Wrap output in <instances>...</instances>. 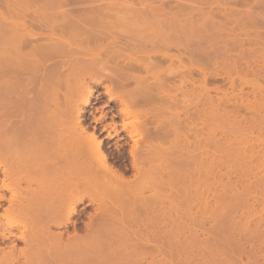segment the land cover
Instances as JSON below:
<instances>
[{
  "label": "bare ground",
  "instance_id": "bare-ground-1",
  "mask_svg": "<svg viewBox=\"0 0 264 264\" xmlns=\"http://www.w3.org/2000/svg\"><path fill=\"white\" fill-rule=\"evenodd\" d=\"M25 1L28 6L34 7L33 5L37 0ZM234 1L43 0V6L47 7L43 8L48 9L45 15L40 16L42 14L39 15V12L31 11L29 22L33 25L35 23L36 27L39 26V28L46 25L48 29H51L49 27L52 26V20H58V18H55L56 16L61 17L63 22H59L63 29L59 28V24L56 25L59 26L57 28L60 29V32L51 30L49 32L50 37L43 43H38L39 40L38 42L36 41V34L31 30L21 27V24L18 25L19 22L16 23V19L19 20L18 17L21 18L19 13H22V7L27 5L24 4L23 0H6L4 3L6 13H4L0 5V17L4 18L7 16V19L2 20L0 18V210L4 207L0 212V244L3 245V247H0V264H142L145 256H151L150 259L154 255L156 256L154 250H156L159 256L162 252L161 246H164V244H156L159 240L154 244V239H157L155 235L157 233L159 238L163 236L164 239L171 240L169 237L174 235H171L174 231L172 230L174 225L171 226V222L173 221L174 223V219L179 217L178 213H180H177L176 211L178 210L174 208L177 205L172 206V202L174 201L175 203V201H178L177 198L179 199V196L176 198L177 195L174 194L173 190H175L174 181L178 180V178L176 180L174 178L180 168L178 167L177 171H175L174 167L175 170L172 168L177 159L173 160L174 162L171 164V159L173 158L171 155L175 151V148L179 149L177 145L183 143L182 141L185 138L180 135L179 137L184 138V140H181L179 144L176 142V144L170 146L172 144L168 141L169 138H167L169 137L168 134H170L169 128L167 130L168 133L165 131L167 127H170V124L173 127L175 126V129L178 127L180 129V126L176 125L177 123H180L181 126L184 124L182 128L185 127V124L189 127L188 122L192 123L193 127H197L199 124L198 128H200L194 132L195 136L193 137L195 138L193 142H196L192 143L191 141V144H195L194 146L198 151L196 148V150L191 151L196 154L202 149L210 147L209 149H213L211 150L213 153H218L215 155V159H212L215 160L213 162H209L210 157L204 156L205 159L199 158L198 162L194 161L195 163H193L194 154L190 153L193 156L191 158L192 161L189 159V162L194 164L191 166L193 167L191 169L194 171L190 170L191 175L188 174V179L184 177L190 182L196 179L194 180L196 183L192 182L195 184L192 187L194 191L191 189L189 191L193 192L191 194L198 200L197 203H200L199 205L203 204L201 205L202 207L200 206V209L207 211L206 204L202 202V196L205 192L201 189V184L202 186L203 184L205 185L203 187L205 189L208 175H213L218 168L222 169L226 163H228L226 166L229 167L231 159L234 158L235 160L237 156H235V143H233L234 140L230 137L243 130L244 132H252L259 128L258 132L264 129V117L261 118V115L264 116V104L262 105L264 93L263 91H257V87V93L251 92V94L256 103H259L263 99L259 104L252 103V101L250 103V100H247L248 97L241 94L240 97L238 96L239 100L235 98L234 94L231 96L232 98L230 96L229 98L227 95L222 94L220 96L218 93H215L217 94L214 95L215 99L211 98L214 96H210L209 99V94L205 90L206 85L217 83L221 79V83L225 81V84L233 88L234 79H231L227 75H231L229 72L233 70V73H235V67H240L241 70L244 68L248 71V74H251L255 68V71H253L255 75L257 74V77L261 76L262 80H264V76L260 74L263 71L261 69H264V67H260L262 63L261 65L259 64V60L262 62L264 59V50L262 48L264 44L261 43L264 41V33L249 29L253 31L251 33L256 32L254 35H251L249 30L245 29V26L248 27L251 23H255V25H251L254 28L257 24L264 27V24H261L262 21L264 23V20H261L264 14L262 13L263 17L261 18L257 10L255 12L257 16L255 17L252 14L253 12L250 13L249 11L253 17H249V14L245 12L247 17L243 18L242 16L241 18L240 15L244 13L241 11L242 14H237L240 18L235 19L236 12L230 8L231 11H219L221 4H223V7L225 4H229L226 5L229 7L231 3L235 4ZM259 1L261 2V0ZM238 3L247 4L248 0H238ZM238 3L236 2V5ZM18 5L22 6L19 7L21 10L18 8ZM244 6L241 4L240 8H245L246 6ZM254 7L255 5L252 9ZM24 10L21 16L25 14ZM14 13L19 16H15ZM251 19L252 22H250ZM43 20L47 21L44 23ZM246 22H250V24L246 25ZM113 27L115 30L120 28V32L119 30H116L117 32L111 30ZM54 28L56 29L55 26ZM72 30L75 34H73ZM108 31L110 32V35L108 34L109 38L111 35L115 36V33L119 32L116 34L119 35L123 32L120 36H124L123 38L125 39L129 35L128 40L131 37L130 34L134 31L132 36L141 34L140 37L142 35L145 36L142 37L143 40L148 39L149 34L147 35V33L150 32V38L156 40L154 41L155 43H151V46H147L149 61L146 60L147 58L141 59L142 57H140L141 61L136 57H124L121 50L125 49V47V50L130 48V46H126V43L129 45L128 40L125 42L124 47H121V41L124 40L119 36H115L117 42L119 38L121 39L119 40V46L118 44L110 43L109 40L107 41ZM237 31L236 37H239L238 39L235 38ZM71 32L73 36L70 34ZM113 32L114 34H112ZM142 32H146V35ZM155 34H158V38ZM75 36L78 38L77 40ZM137 36L135 38L131 37L130 45L132 43L136 48L137 46L140 47L139 49L137 48L138 50L142 49V51H146L144 47L149 44L147 42L149 39L145 40L144 43L146 45H142L143 50L142 46L136 41L138 40ZM110 39L113 40L112 38ZM133 39L136 40L134 41ZM236 39L237 42H235ZM159 40L161 42V44L159 43L160 46L156 44ZM106 41L111 45H115L114 49H110V44L107 45ZM90 43H92V47L89 46ZM170 45L174 46V50H176L175 47L178 50H180V47L184 50L191 48L189 56L187 55L190 58V64H186L185 61L187 60L181 57L185 65H190L187 70L181 71L185 69V67L180 65L182 64L181 60L177 61L179 65L177 62L175 63L173 55L177 54H169L173 49ZM257 46L260 47L258 48ZM131 49L132 51L134 50L132 47ZM235 51H238L236 57L239 63L233 60ZM159 54L161 55L159 56ZM105 57L110 60H106ZM254 59L255 61L258 59V62H256L259 64V67L257 64L255 65L256 67L252 66L253 68L250 66L255 63ZM144 60L147 62L143 63L142 61ZM156 62L163 63V65H165L164 63H169L166 66L167 68L164 67V72H161L163 73L162 75L159 73L160 71L158 72L160 75L156 73L158 71H156ZM153 64H155L157 76L164 79H162L163 83L168 84L170 79L171 81L174 79L178 81L177 83L181 82L186 86L185 83L187 82L189 85H187L186 90L188 89V93L194 97L188 96L189 100L187 101H190V103L186 104L185 108L182 107L184 111L186 109V112L182 116L183 119L177 115L173 117V121V115L170 114L172 122L165 119L166 122H162L161 127V120L159 119L161 113L158 114L157 110L159 109L153 108L155 106L152 104L156 96H158L157 94H159L157 91L166 86L165 83L159 84L161 81L159 77V82L156 81V75L154 76V71H151ZM201 65L202 67L203 65H208V68L203 67L195 71L192 69L194 66ZM249 66L250 68L247 70ZM143 67L145 71H151L152 74L149 76H152L140 81L138 80L141 79L139 75L136 78L134 75L141 73L139 71ZM169 67L174 68V71ZM179 68L182 69L180 70ZM256 68H259L260 72ZM171 70L173 73L170 72ZM135 72L136 74H134ZM237 72L240 73L239 71ZM224 74H227V79L224 77ZM193 75L194 77L195 75L200 76V78L197 80L193 78L195 81L193 79L190 81V78H187V76L192 78ZM244 75H247L245 71ZM93 78H98V82H94L96 86L97 84H103L102 80L107 79V84L103 85L107 95L110 94L108 93L111 91L110 88L114 86L109 95L110 97H108L109 100L117 97V101L119 100L120 102H118L121 103L117 108L120 118H122L121 130L118 131V126L114 124V116H112V123L103 126V131L107 132L106 139L110 140L118 137L121 132H125L126 138H129L132 142H135L137 137L142 140L143 146H134L133 143L128 150L129 163L133 171L131 177L125 176L123 171L116 168L110 161L109 147L106 146L107 142L100 139L97 129L93 127L90 130L89 126L86 125V118L80 106L87 107L91 105V98L94 96L93 91L96 88L93 90L90 85L93 81L89 84L85 80ZM165 79L169 82L167 83ZM106 81L104 80V82ZM132 82L135 83L134 86L136 88L133 87V90H127ZM156 82L160 87H158ZM73 83H75V86L76 84L80 85L82 88L81 93L85 95L84 99H82L83 102H80V106L79 104H75L76 94H78L77 92H79L80 87L77 88L78 90H74L72 87ZM239 84L237 86L240 87ZM68 86H71L76 92L74 93L72 89H69L71 91H66L68 94L65 93V95L60 96L62 87H65V89L67 87L68 89ZM217 86L219 87V85ZM218 87H215V89H218ZM113 90L115 92L118 90V93L116 92L118 95L113 93ZM260 104L263 110L260 109ZM170 109L175 110V108ZM182 109L180 110L179 108V111H182ZM240 109L250 111L251 114H249L252 118L250 120L245 119L247 120V122L244 121L245 123L240 122L244 118L243 116H241V119L238 118L240 117V113L238 114ZM260 110H262V114L259 112ZM245 114L248 113L246 112ZM102 115L100 118H105V115ZM164 115L168 116L166 115V111ZM235 115L238 116L237 118L240 121L235 118ZM175 120H178L177 123ZM235 121L238 122L235 124ZM262 121L263 128H260L262 125L259 126V123ZM167 122H170L169 125H167ZM174 123L176 124L174 125ZM162 125L165 126L163 130ZM236 126L238 127L236 128ZM225 131H227V138L225 137L227 141L223 139L228 145L222 144L225 142H219L222 138L216 139L220 133H224ZM177 132L176 134H180ZM186 132H188L187 129ZM239 134L242 135L241 133ZM163 139L167 140V144H163ZM158 141H161L160 148L167 146L168 142L170 143L168 147H165L166 152H162L159 149L158 145L160 143ZM185 145H180V150L181 146H183L182 150H184ZM116 149L118 148L116 147ZM209 153L201 151L199 156ZM243 153H245L244 150L242 151V160L247 162L245 169H248L250 166H253V162L250 157L245 156L247 153ZM179 155L182 157L183 154ZM199 156L197 155V157ZM211 156L214 155L211 154ZM183 158L187 159L188 156ZM225 158L228 161L230 158V161L228 162ZM200 159L203 162L204 160L205 162L207 161L206 164L200 162ZM258 160H256L257 163L263 164L264 155H261V158ZM179 161L183 163V160ZM222 161L223 166L220 164ZM232 163H235V161ZM256 164L254 162V165ZM176 165L178 166L179 164ZM184 167L188 166L184 165ZM212 169L215 171L212 172ZM247 172L246 175L249 174ZM180 173L178 172V174ZM214 174H217V172ZM164 175L166 178L163 177ZM190 176L191 178H189ZM202 177L205 178L206 184ZM189 185L191 184L189 183ZM246 186L248 188V185ZM147 192L150 194L146 195L145 193ZM188 194L185 202L187 197L191 195ZM173 195H176L174 196L176 199ZM182 196H185V194ZM183 199L182 202L184 201ZM179 200L181 202V199ZM86 201L88 203L86 206H93V212L88 213L84 217L87 220L82 227L84 228V232L79 234L74 229L73 237L71 239L66 237L68 240L63 241L64 238L61 234L63 232L57 233L52 229H67L69 225H74L82 217L83 212L81 211L82 209L79 212L77 207ZM172 208H174L178 216L173 213L174 211L171 213ZM196 208L198 209L199 207ZM203 210L201 213L198 212L199 217L200 214L206 212ZM174 215L175 218L173 219ZM160 226L162 229H160ZM17 241H21L24 247L17 249L15 244ZM169 242H166L167 245L164 246L168 255L171 253ZM151 262L153 263L152 260ZM155 262L158 263L157 260ZM155 262L153 264H156Z\"/></svg>",
  "mask_w": 264,
  "mask_h": 264
},
{
  "label": "rangeland",
  "instance_id": "rangeland-1",
  "mask_svg": "<svg viewBox=\"0 0 264 264\" xmlns=\"http://www.w3.org/2000/svg\"><path fill=\"white\" fill-rule=\"evenodd\" d=\"M22 1V0H21ZM33 1H36V0H33ZM42 1L43 0H37L36 1V3L33 5L34 7H32L31 5H29L28 6V4H27V2L25 1L24 2V0H23V2H24V4H27V5H24L23 7L22 6H19L18 5V8L19 7H22L23 9H22V13H23V10L25 11L24 13V15H22L21 16V14L22 13H19L20 14V17L21 18H19L18 17V19L19 20H17L16 19V23H18L19 22V24L18 25H20L21 27H24L26 30H31L33 33H35L36 34V41L38 42V40H39V42L38 43H43V42H45L49 37H50V33L49 32H51V30L52 31H54V32H56V30L58 31V32H60V29L62 28L61 26V24L59 23V22H62V19H61V17H58V16H56L55 18H58V20L57 19H54V20H52V26H50L49 28H51V29H48V26L46 27V25H43V26H41L42 27V29H41V27L39 28V26L38 27H36L37 25H35V23H34V25L33 24H31L30 22H29V15H31L30 13H31V11L32 12H39V15L40 14H42V15H40V16H43V15H45V12L48 10V9H46L47 7L44 5L43 6V3H42ZM235 2V4H230V6L228 7V6H226V5H229V4H225V6L223 7V4H221L220 6H219V11H229L230 9L232 10V11H234V12H236L235 13V19L236 18H240V16H241V18H242V16H243V18L244 17H247L246 15V13H248L249 15V17L250 16H252L250 13L251 12H253L252 14H253V16L255 15V14H257L258 13V15L262 18L263 17V15H262V13L264 14V10H262V9H264L263 7V3H264V0H263V2H262V0H261V2L259 1V0H248V6H247V4H245V6H244V4L243 3H238V0H235L234 1ZM236 2L238 3V5H236ZM258 2V3H257ZM257 3V4H256ZM41 5L40 7H39V5ZM241 4L245 7V8H240V6H241ZM252 4V5H251ZM259 4V5H258ZM22 5V4H21ZM233 5V6H232ZM235 5V6H234ZM240 5V6H239ZM255 5V9L253 8L252 9V7ZM261 5V6H260ZM26 6V7H25ZM237 6V7H236ZM250 6V7H249ZM259 6V7H258ZM263 6V7H262ZM15 7V6H14ZM43 7H46L45 9L43 8ZM230 8V9H229ZM20 10H21V8H19ZM18 9V11H20ZM228 9V10H227ZM243 9V10H242ZM16 10H17V7H16ZM29 10V11H28ZM41 10V11H40ZM230 10V11H231ZM247 10V11H246ZM258 10V11H257ZM43 11V13H41ZM225 11V12H226ZM238 11H240L239 13H237ZM241 11H242V13H241ZM249 11H250V13H249ZM257 11V13H255ZM27 12V13H26ZM246 12V13H245ZM6 13V12H5ZM47 14V13H46ZM237 14H242V15H237ZM245 14V15H244ZM14 15H15V13H14ZM15 16H19V15H15ZM252 16V17H253ZM257 15H255V17H256ZM248 17V18H249ZM2 20L3 19H7V16H5L4 18L3 17H0ZM17 18V17H16ZM44 18V17H43ZM21 19V20H20ZM60 19H61V21H60ZM57 20V21H56ZM261 20H264V17H263V19H261ZM47 20H43V22L45 23ZM56 22V24H55V22ZM26 22V23H25ZM250 22H252V19L250 20ZM250 22H248L249 24H250ZM263 22V21H262ZM261 22V24H264V23H262ZM63 23V22H62ZM248 23L246 22V25H248ZM31 24V25H30ZM60 25V27L59 26H56V25ZM255 25V23H251L249 26H250V28H249V26L247 27V26H245V29H254V31H258V32H262V33H264L263 31H264V27H262V26H260V27H262L261 29H260V27L258 26V24H257V26H255V28L254 27H251V25ZM50 25H51V23H50ZM236 25V24H235ZM54 26L56 27V29L54 28ZM57 27H59V28H57ZM115 27V26H114ZM114 27H113V29H111V30H113V31H115V32H117L118 30H119V32H120V28L119 29H114ZM116 27H118V26H116ZM257 27H259V28H257ZM126 28V27H125ZM63 29V28H62ZM122 29H124L123 27H122ZM236 29V28H235ZM36 30V31H35ZM75 30V29H74ZM247 30V31H248ZM250 31L249 30V32H250V34L252 35H254V33H256V32H254V33H251V32H253V31ZM260 30H263V31H260ZM78 31V30H77ZM123 31V30H122ZM125 31H126V29H125ZM236 31V30H235ZM239 31V30H238ZM238 31L235 33V38H237L236 37V34L238 33ZM57 32V33H58ZM72 32H73V30H72ZM72 32L70 33L71 35H72ZM109 32V31H108ZM118 32V33H119ZM127 33H129V31H126ZM135 32V31H134ZM134 32H132V34H134ZM77 33V32H76ZM118 33H115V36L116 37H120L121 39L124 37H122V35L120 36V34H122L123 32H121L119 35H116V34H118ZM137 33H138V31H137ZM140 33V32H139ZM143 33V32H142ZM146 32H144L143 34L144 35H146L145 34ZM73 34H75V32H73ZM110 35V32L109 33H107V41L109 40V42L110 43H113V44H118V46H119V43H120V41L119 40H121L120 38H119V40H118V42L116 41L117 39H116V37L115 36H113V35H111V37L110 38H112L113 40H111L108 36ZM112 34H114V32L112 33ZM132 34H130L131 35V37H133L132 36ZM149 34V37H148V39H149V41H147L148 39L146 38V39H144L143 40V38L142 37H145V36H143L142 35V37H140L141 36V34L140 35H134V37L133 38H135V36H137V39L138 40H136V39H133L134 41L136 40L138 43H139V45H146V43H144L145 42V40L150 44H148V45H146V47H144V48H146V51H142V49L141 50H138L140 47L139 46H137V48H136V46L134 45H132V43H131V45H130V39H132L131 37L129 38V40H128V37H129V35L127 36V38L125 37V39L123 38L122 40H124V41H121V47H124L125 46V42L127 41L128 43H129V45L126 43V46H130V48L132 47V48H134V50L132 51V49L130 50V48H128V50H125L126 49V47H125V49H122L121 51H122V54H123V56L125 57H128V56H130V57H136V58H138L140 61H141V59H145V58H147L146 60L147 61H149L148 60V55H149V50H147L148 48H147V46H151V43L152 42H154L155 40H152L151 38H150V32H148L147 33V35ZM125 35V34H124ZM127 35V34H126ZM73 36V35H72ZM155 36H157V38H158V34H155ZM252 37V36H251ZM75 38H76V36H75ZM81 38V37H80ZM239 38V37H238ZM237 38V39H238ZM78 38H76V40H77ZM152 41H151V40ZM154 39V38H153ZM237 39H236V41L235 42H237ZM41 41V42H40ZM106 41V43H107V45H109L110 43L109 42H107ZM114 41V42H113ZM133 41V42H134ZM158 41V40H157ZM141 43V44H140ZM155 43V42H154ZM159 43L161 44V42H160V40H159V42L158 43H156V44H158V46H160L159 45ZM261 43H263L264 44V41H262ZM111 45L110 44V49H114V46L115 45ZM137 44V43H136ZM138 45V44H137ZM89 46H93L92 45V43H90L89 44ZM88 46V47H89ZM162 46V45H161ZM170 47H174L173 45H170ZM258 47V46H257ZM260 47V46H259ZM258 47V48H259ZM90 48V47H89ZM142 48H143V46H142ZM144 48H143V50H144ZM171 48V49H172ZM245 48H246V46H245ZM256 48V47H255ZM262 48H263V50H264V47L262 46ZM175 49L177 50H174V48L171 50V52L169 53V54H171V55H173L172 53H174V54H177V55H173V60H175V63L178 61V60H181V57H184V59L185 60H187V61H185L186 62V64L188 63V64H190V58H188V54H189V50L191 49H185L186 50V52H185V50L183 49V48H179L180 50H178L176 47H175ZM173 50H174V52H173ZM141 51V52H140ZM181 51V52H180ZM182 51H184L183 53H182ZM188 52V53H187ZM238 52V51H237ZM237 52L235 51V57L233 58V60H235V62H238V60H237V57H236V54H237ZM182 53V54H181ZM184 53H186V54H184ZM161 54H159V56H160ZM188 55V56H187ZM140 57H142L141 59H140ZM104 58V57H103ZM106 58V57H105ZM109 58H106V60H108ZM261 59V58H260ZM263 59V58H262ZM110 60V59H109ZM108 60V61H109ZM264 60V59H263ZM262 60V62H261V60H259V64L261 65V63H262V65L264 64L263 61ZM147 61H142L143 63H145V62H147ZM189 61V62H188ZM254 61H255V59H254ZM256 61L258 62V59H256ZM255 61V63L251 60V62H253L254 64H251V62H249L251 65V67L253 66V67H256L255 65L257 64V66L259 67V64L257 63ZM107 62V61H106ZM141 62V63H142ZM184 60H183V58H182V60H181V63L182 64H180L181 66H183V67H185V69H180L182 72L183 71H185V70H187L189 67H190V65H185L184 63ZM157 63V62H156ZM155 63V64H156ZM239 63V62H238ZM155 64H153L152 66L153 67H151V71L154 73V76L156 75V77H155V79H156V81L157 82H159V79H161V81L159 82V84L161 83H163L162 81L164 80L163 78H160L159 76H157V74H163V73H161L162 71L164 72V70H165V68H167L166 66H168V64L169 63H164L165 65H163V63H157V65H155ZM177 64L179 65V63L177 62ZM177 64H175V65H177ZM154 65L155 66H157L156 67V73H155V67H154ZM175 65H174V67H175ZM177 65V66H178ZM260 66V67H264V65L263 66ZM107 66L109 67V65H108V63H107ZM110 66H112V64H110ZM163 66V67H162ZM176 66V67H177ZM239 66V65H238ZM250 66L249 67H247V70H249V68H250ZM165 67V68H164ZM203 67L204 68H208V65H203ZM202 67V65L201 66H194L192 69L195 71V70H198L199 68H203ZM252 67V68H253ZM164 68V69H163ZM170 68V67H169ZM240 68V67H239ZM239 68H236L235 67V73H233V71H230L229 73H231V75L230 74H226L227 76H230L231 77V79H234V83H233V88H231L228 84H225L226 82L224 81L223 83H221L220 81L222 80L221 78V80L220 81H218L217 83H214V84H208V85H206L205 86V90H206V93L208 92V97H209V99H210V96H214V95H217V94H215V93H218L220 96H222V94L223 95H227V97H231L233 94L235 95V98H237V100H239V97H240V94L241 95H244V96H247L248 97V101L250 100V103H251V101H252V103L254 102V103H256L255 101H254V97H253V95L251 94V92L253 93H257V91H263V93H264V80H262V77L261 76H258L257 77V74L255 75V72H253V71H255V68L253 69V71L250 69V71H252V73L250 74H248V71H246L244 68H243V70H241V68H240V70H239ZM163 69V70H162ZM170 69H172L173 71H174V68H170ZM256 69H258L259 70V68H256ZM142 70H144L145 71V69H144V67H143V69ZM142 70L141 71H139V72H141V73H137L136 74V72L134 73V74H136V75H134L135 76V78L139 75V78H141V79H138V80H140V81H142L143 79H146V77H148V78H150L151 76H149L150 74H152V72L151 71H149V70H147V71H145V73L147 72V73H149L148 75H146L145 73H144V71L142 72ZM170 71L171 73H173V71ZM179 70V71H180ZM222 70H225V69H222ZM257 70V71H258ZM261 70H263V71H261L260 72V70H259V72H260V74L262 75V76H264L263 74H264V69H261ZM160 71V72H159ZM237 71H239L240 73L242 72V74H240V73H238ZM244 71H245V73L247 74V75H244ZM249 71V72H250ZM159 72V73H158ZM224 72V71H223ZM258 72V73H259ZM175 73V72H174ZM225 73H226V71H225ZM238 73V74H237ZM257 73V72H256ZM159 74V75H160ZM177 74V73H176ZM223 73L221 72V75H222ZM255 76V78H254V76ZM225 75V74H224ZM226 75L224 76V77H226ZM242 75H244V76H242ZM251 75V76H250ZM223 76V75H222ZM247 76V77H246ZM253 76V77H252ZM143 77V78H142ZM158 77H159V79H158ZM198 77V78H197ZM223 77V78H224ZM187 78H190V81L194 78H196V80L197 79H199L200 78V76H196L195 75V77H194V75L192 76V78L191 77H189V76H187ZM228 77H226V79H227ZM94 79V78H93ZM93 79H86L85 80V82H87V83H91L92 81V83L90 84L91 86H92V88H93V97L91 98V105H89V106H82L81 104H80V102L82 103L83 101H82V99H84V93H81V87H80V85H77L76 84V86L74 85L75 83H73V85L76 87H74L72 84V87L74 88V90H78L77 88L78 87H80L79 88V92H77L78 94H76L77 96H76V98H75V104H79V106L80 107H82V111H83V113H84V115H85V118H86V125L87 126H89V129L90 130H92V128L93 127H95L96 129H97V133H99V137H100V139H102L103 141L105 140V142H107V144H106V146L107 147H109L108 148V152H109V156H110V161L115 165V167L116 168H118L119 170H121V171H123V173L125 174V176H127V177H131V175H132V173H133V171L131 170V167H130V157H129V154H128V150L131 148V145H133V143H134V146L135 145H137L138 147L140 146L141 147V145L143 146V144H142V140L140 139V138H136V141L135 142H132V141H130V139L129 138H126V133L125 132H121L120 133V135L118 136V137H114V138H112V139H110V140H107L106 139V136H107V132L106 131H103V126L104 125H108V124H111L112 123V120H111V118H112V116H114V124L115 125H117L118 126V131H120L121 130V122H122V118H120V115H119V112H118V110H117V108H118V106L121 104V103H119L118 101H117V97H115V98H113V100H109V98L108 97H110L109 95L111 94V91H112V88L114 87H112V88H110V92H108V93H110V94H108L107 95V92H105V90H104V88H103V85L104 84H107V82H108V80L107 79H104L106 82H104V80H102L103 81V84H101V85H98L97 84V86H96V83H94V82H98V78H95L96 79V81H95V79L93 80ZM158 79V80H157ZM163 79V80H162ZM193 79V80H194ZM225 79V78H224ZM257 79V80H256ZM261 79V81H259ZM90 80V82H88ZM166 81H167V79H165ZM188 80V79H187ZM84 81V80H83ZM99 81H101V79H99ZM170 81V82H169ZM169 81H167V83L168 84H166L165 82V86L166 87H164V86H162V87H164V88H162L161 90H159V91H157V92H159V94H157V92H156V94L158 95V96H156V98H155V100H154V103L152 104L153 106H155V107H153V108H155L156 110L157 109H159V110H157L158 111V114H162V112H163V114H162V116H161V114L159 115L160 116V120H161V122H160V127H161V124H162V122L164 123V121H165V119L167 120L168 119V121L170 120L171 121V119H170V117H171V115H173L172 116V118L175 116H177V115H179L180 116V118L184 115V112H186V109H185V111L182 109V107L183 108H185L186 107V104H189L190 103V101L188 102L187 100H189V98H188V96H191L190 95V93H188V89L186 90V87H187V85H189L187 82L185 83L186 84V86L184 85V84H182L181 82H179V83H177L178 81L176 80H174V79H172V81H171V79L169 80ZM195 81V80H194ZM237 81V82H236ZM259 81V82H258ZM157 82H156V84H157ZM240 82H242V83H240ZM134 82H132V83H130V85L128 86V89L127 90H133L134 88H136L134 85H135V83L133 84ZM163 83V84H164ZM240 83V84H239ZM160 84V85H161ZM180 86H179V85ZM225 84V85H224ZM240 85V87H241V89H239L240 87L239 86H237V85ZM245 84V85H244ZM158 85V84H157ZM195 85H197V84H195ZM217 85H219V87L217 86ZM234 85H235V87H234ZM95 86V87H94ZM168 86V87H167ZM177 86H179V87H177ZM255 88H254V87ZM69 88L67 89V87H66V89H65V87H62V91L60 90V96H63V95H65V93H66V91H71V90H69V89H72V87L71 86H68ZM71 87V88H70ZM134 87V88H133ZM158 87H160L159 85H158ZM215 87H218V89H215ZM221 87V88H220ZM256 87L258 88L257 89V91H256ZM176 88V89H175ZM179 88V89H178ZM235 88V89H234ZM243 88V89H242ZM114 89V88H113ZM115 89H116V87H115ZM159 89V88H158ZM251 89H252V91H251ZM73 89H72V91H74ZM256 92H255V91ZM114 92L113 93H118V90H116V92H115V90H113ZM162 91V92H161ZM244 93H243V92ZM249 91V92H248ZM76 91H74V93H75ZM203 92H205V91H203ZM232 92H234V93H232ZM246 92V93H245ZM116 93V94H117ZM232 93V94H231ZM66 94H68V93H66ZM118 95V94H117ZM250 95V96H249ZM113 96V95H112ZM239 96V97H238ZM192 98H194L193 96H191ZM190 97V98H191ZM229 97V98H230ZM253 97V98H252ZM191 98V99H192ZM211 98H216L215 96L214 97H211ZM232 98V97H231ZM263 99H264V95H263V97H262ZM170 99V100H169ZM259 99H261V98H259ZM259 99H257V100H259ZM263 99H261L262 101H263ZM236 100V101H237ZM109 101V102H108ZM113 101V102H112ZM262 101H260V102H262ZM78 102V103H77ZM183 102V103H182ZM259 102V101H258ZM259 102V103H260ZM259 103H256V104H259ZM264 104V101L262 102V105ZM262 105L260 104V109H262L263 110V108H262ZM259 106V105H258ZM264 107V106H263ZM170 108H175V110H172V109H170ZM179 108H180V110L182 109V111H179ZM163 111H162V110ZM165 109V110H164ZM242 110V111H241ZM262 110H260L259 112L262 114L263 112H262ZM161 111V112H160ZM165 111H166V115H168V116H165L164 115V113H165ZM241 111V112H240ZM189 112H191V111H189ZM189 112H187V113H189ZM248 113V114H245V113ZM174 113H179V114H174ZM240 113V117H238V116H236L235 118H240L241 119V116H243L242 118V120L240 121L238 118V121H240V122H247V120L249 119H251L252 117H251V112L249 111H245V110H243V109H240L239 110V112H238V114ZM250 113V114H249ZM105 115V118H100L101 117V115ZM171 114V115H170ZM102 115V116H103ZM250 115V116H249ZM163 116H165L164 118H163ZM247 116V117H246ZM161 117H162V119H161ZM262 117H264L263 115H261V118ZM185 118V117H184ZM181 119H183V117L181 118ZM245 119H247V120H245ZM173 121H174V118L172 119ZM176 121V120H175ZM178 121V120H177ZM177 121H176V123H177ZM238 121H235V124H236V122H238ZM263 121H264V119H263ZM263 121L262 122H260L259 123V126H261L262 125V123H263ZM166 122V121H165ZM172 122V121H171ZM188 122V121H187ZM195 123H196V121H194ZM244 122V123H245ZM168 123V122H167ZM170 123V122H169ZM169 123L167 124V125H169ZM176 123H174V125L176 124ZM166 124V123H165ZM164 124V125H165ZM179 124V125H178ZM183 124V123H182ZM188 124V126L189 127H187V125L185 124V127H183L182 128V126H184V124L181 126L180 125V123H177L176 125L177 126H180V129H181V131H179L180 129H178V128H176L175 129V126L173 127V125H171L170 124V127H167V125H165L166 127H167V129L165 130L166 131V133H168V128H169V131H170V134H168L169 135V137H167V138H169V140L168 141H170V143L172 144V145H170V146H173L174 144H176V142H177V144H179L180 142H181V140H184V138H185V140L187 141H182L183 143H180V145H183V144H186L185 146H184V150H182V147L183 146H181V150H180V145H177V147L179 148V149H174L175 151H173V154L171 155L173 158L171 159L172 160V162H171V164L174 162L173 160H175V159H177L178 160V162H177V160H175V162H174V165H172V168L175 170V171H177L178 170V167L180 168L179 170H178V172H181L180 174H178V172H177V174L175 175V180H176V178H178V180H176L177 182H178V184H177V182L176 181H174V183H175V186H177V187H175L174 186V188H175V190H173L174 191V194H176V195H173V197L174 196H176V198L179 196V199H181V202H182V199L184 200L182 203L180 202V200L177 198V200L178 201H175V203H174V201L172 202L173 203V205L172 206H176V207H174L175 209H177L178 211H176L177 213L178 212H180V213H178V215H179V217H176V218H178V219H176L175 218V215H177V213L175 212V210H174V208H172V211H171V213L173 212L175 215L172 217L173 219H174V223H173V221L171 222L172 224H171V226H173V227H171V228H173L172 230H174L173 231V233L171 234V235H173L172 237L170 236L169 238L171 239V240H167V239H164V237L162 236L161 238H159V236H157V233H156V235H155V237H157V239L155 238L154 239V244L156 243V244H160V245H162L161 243H163L164 244V246H166L167 245V243L166 242H168V241H170L169 243H170V252H168V253H170L169 255L166 253V250H165V247L162 245L161 247V249H162V252L159 254V256H158V253L156 252V250H154L153 252L156 254V256L154 255V257L152 258V259H150V257L149 256H145L144 257V262L142 261V264H153L156 260L158 261V263H156V264H264V162H263V164H259V163H257L256 162V160H258L259 158H261V155L263 156L264 155V146H263V144H264V129H262L261 131H258L257 132V130H260L259 128L256 130H253L252 132L251 131H249V132H251V133H249L248 131H245L244 132V130L243 131H241V132H238L237 133V131H236V129H235V131H236V133L237 134H234V135H232L230 138L231 139H233L234 140V142L233 143H235V156H236V158H235V160H234V158H232V157H230V158H232L231 159V165H229V167L228 166H226L228 163H226L227 161H228V159L227 158H225L227 161L225 162L226 164H224L225 166L224 167H222V169L220 170L219 168H218V170L217 171H215V172H217V174H214L215 172L213 171V169H212V172H214L213 173V175H208L207 176V179H206V181H207V184L205 183L206 181H205V178H206V176H205V178H203L202 177V179L204 180V183L206 184V188L204 189L203 187L205 186L204 184H203V186H202V184H201V189H203V191L205 192V194H203V196H202V202L204 203V204H206L205 206H206V209H207V211L206 210H203V211H206L204 214H200V217H199V213L198 212H200L201 213V205H203V204H201V205H199L200 203H197L198 202V200H196L195 199V197H193L192 196V194H193V192L191 191V190H193L194 191V189L192 188L195 184H193L192 182H195L194 180H196V179H194L193 181H188L187 179H188V176L189 175H191V171H194V170H192L191 168H193V167H191V166H193L194 164H192V162H189L190 160L192 161V156H191V154L190 153H193L194 154V158H196V159H194L193 158V163H195L194 161L196 160V162H198L197 160H199V158H202V160L203 159H205V157L207 156V158H209V162H213V161H215V160H212V159H215V155H217L218 153H213V151H211V150H213V149H209V148H207V149H202L201 151H206L207 153H209L210 154V156H209V154H206V155H203V156H199L200 154V152H197L196 154L199 156V157H197V155L195 154V152H192V151H194V150H196L197 148L193 145V144H191V141H192V143H195V142H193V140L195 139V138H193L194 136H195V131H197L199 128H198V125H197V127H193V125H192V123H190V122H188L187 123ZM189 124H191V125H189ZM242 124V123H241ZM242 125H244V124H242ZM116 126V127H117ZM165 126H163L162 125V130L165 128ZM200 126V125H199ZM238 126H236V128H237ZM194 128H195V130H194ZM228 129H231V128H229V127H227ZM260 128H263V125H262V127H260ZM161 129V128H160ZM178 129V130H177ZM186 129H187V131L188 132H186ZM191 130V131H190ZM161 131V130H160ZM176 131H178L180 134H176ZM177 132V133H178ZM244 132V133H243ZM248 134H247V133ZM124 133V134H123ZM227 131H225L224 133H220L218 136H217V138L216 139H220V138H222V139H220V141L219 142H225L224 141V139L226 140V138H227ZM239 133H241L242 135H240ZM261 135V137H259V135ZM164 134V133H163ZM184 134V135H183ZM185 134H187V135H185ZM192 134V135H191ZM222 134H224V135H222ZM244 134V135H243ZM181 135V137H184V138H181V137H179ZM226 135V136H225ZM263 135V136H262ZM177 136V137H176ZM221 136V137H220ZM246 136V137H245ZM226 137V138H225ZM253 137H254V139H253ZM224 138V139H223ZM248 138V139H247ZM258 140V142H257V140ZM245 139H247L246 141H245ZM140 140V141H139ZM160 140V139H159ZM164 140V145H165V143L167 144V140L166 139H163ZM171 140H173V142L175 141V143H173V142H171ZM180 140V141H179ZM254 140H256V141H254ZM161 141H162V139H161ZM161 141H158L159 143L161 142ZM166 141V142H165ZM227 141V140H226ZM141 142V143H140ZM158 142H156V143H158ZM232 142V141H231ZM137 143V144H136ZM169 142H168V145L170 144ZM220 143V144H221ZM227 142H225V143H222V144H224V145H228V144H226ZM230 143V142H229ZM262 143V144H261ZM140 144V145H139ZM162 144V145H163ZM191 144V145H190ZM168 145L167 146H163L164 147V149H163V147L162 148H160L161 147V143H160V145H158L159 146V149H161V151L162 152H166L165 150H166V148L165 147H168ZM193 145V146H192ZM223 145V146H224ZM257 145V146H256ZM259 145V146H258ZM263 147H262V146ZM136 146V147H137ZM116 147L118 148V149H116ZM186 147V148H185ZM188 147V148H187ZM225 147V146H224ZM170 148V147H169ZM174 148V147H173ZM194 148V149H193ZM196 148V149H195ZM212 148V147H211ZM250 148H252V149H250ZM171 149H172V147H171ZM176 150H178V151H176ZM185 150H186V152H185ZM192 150V151H191ZM245 151V153H247V155L245 154V153H243V154H245V156L246 157H250V159L252 160V165L253 166H250L248 169H249V174L248 175H246V172H247V170L248 169H245L246 167H245V165H247V162H245L244 160H242V151ZM172 151V150H171ZM179 151H180V153H179ZM197 151H198V149H197ZM176 152V153H175ZM182 152V153H181ZM189 152V153H188ZM176 154H178L177 156H176ZM179 154H183L182 155V157L179 155ZM187 155L188 156V160L187 159H184L183 157H187V156H185V155ZM211 154H213L214 156H211ZM191 157H190V156ZM205 156V157H204ZM252 156V157H251ZM212 157V158H211ZM207 158H206V160H207ZM230 158H229V161H230ZM190 159V160H189ZM179 160H183V163H182V161H179ZM185 160V161H184ZM201 160V159H200ZM200 161V162H203V161ZM232 160H234L235 161V163H232V162H234V161H232ZM249 160V159H248ZM224 161V160H223ZM223 161H222V163H220L221 165L223 164ZM228 161V162H229ZM259 161V160H258ZM179 162H181L182 164H184V165H187L188 167H184V165H182L181 163H179ZM185 162V163H184ZM191 163V164H189V163ZM207 162V161H206ZM206 162H205V160H204V162L203 163H205L206 164ZM254 162H255V164L257 163L258 165H260V166H258L257 164L256 165H254ZM229 163V164H230ZM176 164H179L178 166L176 165ZM213 164V163H212ZM177 166V168H176V166ZM208 165H209V163H208ZM219 165V164H218ZM220 165V166H221ZM251 165V164H250ZM210 166H212V165H210ZM219 166V167H220ZM223 166V165H222ZM255 166V167H254ZM256 166H258V167H256ZM183 167H184V169H185V173H184V169H183ZM190 167V168H189ZM227 167V168H226ZM248 167V166H247ZM255 169H254V168ZM183 171H182V170ZM189 169V170H188ZM181 170V171H180ZM186 170H187V172H186ZM191 170V171H190ZM190 171V172H189ZM251 171V172H250ZM211 172V173H212ZM247 172V173H248ZM176 173V172H175ZM183 173V174H182ZM194 173V172H193ZM251 173V174H250ZM189 174V175H188ZM219 174V175H218ZM244 174V175H243ZM255 174V175H254ZM179 175V176H178ZM181 175H183V176H181ZM163 177H165V175L163 176ZM184 177H186V178H184ZM166 178V177H165ZM189 178H191V176L189 177ZM182 182H181V181ZM187 182H186V181ZM190 180V179H189ZM191 184V185H189V183ZM242 184H241V183ZM181 183V184H180ZM187 183V184H186ZM196 183V182H195ZM193 184V185H192ZM184 185H186L185 187H184ZM246 185H248V188H246L247 186ZM251 187H250V186ZM191 186V187H190ZM179 187V188H178ZM190 187V188H189ZM187 188H188V190H187ZM251 188V189H250ZM259 188V189H258ZM184 189H186V190H184V192H183V190ZM189 189H191L190 191H189ZM200 189V190H201ZM249 189V190H248ZM165 190V189H164ZM179 190V191H178ZM182 190V191H181ZM261 190V191H260ZM263 190V191H262ZM177 191H178V193H177ZM181 191V192H180ZM186 191H187V194H188V192H190L189 194H191L190 195V197H192V198H190V197H187V199H186V202H185V198H186V196H187V194H186ZM202 190H201V192H203ZM250 191V192H249ZM181 194H180V193ZM245 192H246V194H245ZM249 192V194H247ZM256 192V193H255ZM251 193V194H250ZM258 193V194H257ZM146 195H148V194H150L149 192H147V193H145ZM178 194H180V195H178ZM185 194V196H182V195H184ZM188 194V195H189ZM244 196V197H243ZM247 196V197H246ZM181 197V198H180ZM183 197V198H182ZM175 198V197H174ZM175 198V199H176ZM190 198V199H189ZM243 198H244V201H243ZM175 199H173V200H175ZM206 200V201H205ZM196 201V202H195ZM177 202H178V204H177ZM206 202V203H205ZM183 203H185L184 205H182ZM194 203H196V204H194ZM207 203H208V205H207ZM259 203V204H258ZM88 203H87V201L84 203V204H82V205H79L78 207H77V210L80 212V210L81 211H83L82 212V217L81 218H79L78 220H77V222H79V225H69V227H67V229L65 228H53L52 230H54V232H59V233H61V231L64 233V235H63V233H61L62 234V236H63V241L65 240V241H67L68 239H70L71 237H67L68 235H73V231H74V229H76V231H78L77 233H79V234H82L83 232H84V228H82L83 227V223L84 222H86L87 220L84 218V217H86V215L88 214V213H91V212H93V206H86ZM175 204V205H174ZM194 205V206H193ZM199 205V206H198ZM201 206V207H200ZM208 206V207H207ZM180 207H182V208H180ZM193 207H195V208H193ZM196 207H199L198 209L196 208ZM84 208V209H83ZM179 208V209H178ZM204 208V207H203ZM205 209V208H204ZM192 210V211H191ZM182 211V212H181ZM0 212H1V210H0ZM194 212V213H193ZM196 212V213H195ZM180 214H181V216H180ZM186 214V215H185ZM173 215V214H172ZM177 215V216H178ZM198 217H197V216ZM202 215V216H201ZM171 217H170V221H171ZM185 217V218H184ZM188 217V218H187ZM203 217H204V219H203ZM181 218V219H180ZM172 219V220H173ZM182 220V221H181ZM185 220V221H184ZM196 220V221H195ZM197 220H199V222H197ZM80 221H82L81 223H80ZM179 222V223H178ZM185 222V223H184ZM204 222V223H203ZM178 225H177V224ZM183 223H184V225H183ZM198 223V224H197ZM203 223V224H202ZM71 226L73 227L72 228V233H70L71 232ZM26 227V226H25ZM161 227V226H160ZM178 227V228H177ZM21 228V227H20ZM13 229L14 230H16L14 227H13ZM160 229H162V227L160 228ZM178 230V231H177ZM180 230V231H179ZM67 231V232H66ZM175 232V233H174ZM66 234V235H65ZM204 234V235H203ZM165 236V235H164ZM177 236V237H176ZM68 239H67V238ZM159 238V239H158ZM163 238V239H162ZM67 239V240H66ZM160 239H161V242H160ZM207 239V240H206ZM166 241V242H165ZM171 241H172V243H171ZM165 242V243H164ZM174 242V243H173ZM206 243V244H205ZM7 245H8V242H7ZM0 247H3V245H1L0 244ZM24 246H23V244L21 243V242H17V249H20V248H23ZM164 248V249H163ZM160 249V250H161ZM163 250H165V251H163ZM142 252V251H141ZM140 253V252H139ZM165 253V254H164ZM142 254H143V252H142ZM141 253H140V255H142ZM163 254V255H162ZM166 255H168V256H166ZM172 255V256H171ZM155 258V260H153ZM171 258V259H170ZM143 260V259H142ZM151 260L153 261V263L151 262ZM163 262V263H162Z\"/></svg>",
  "mask_w": 264,
  "mask_h": 264
},
{
  "label": "flooded vegetation",
  "instance_id": "flooded-vegetation-1",
  "mask_svg": "<svg viewBox=\"0 0 264 264\" xmlns=\"http://www.w3.org/2000/svg\"><path fill=\"white\" fill-rule=\"evenodd\" d=\"M5 1H6V0H0V5H1V8H2V10L4 11V13L6 12V9H5L6 7H4V6H5V4H4ZM12 1H13V0H12ZM4 13H3V14H4ZM3 208H4V207H2L1 210H2ZM81 222H82V221H80V223H81ZM83 224H84V223H83ZM74 225H79V222H76ZM74 225H73V226H74ZM72 228H73V227L71 226V232H70V233H72ZM75 230H76V229H75ZM63 235H64V234H63ZM71 236L73 237V235H68L67 237H71ZM72 237H71V238H72ZM71 238H70V239H71ZM17 242H21V241H17ZM17 242L15 243V244H16V247H17ZM21 243H22V242H21ZM22 244H23V243H22ZM20 249H21V248H20Z\"/></svg>",
  "mask_w": 264,
  "mask_h": 264
}]
</instances>
